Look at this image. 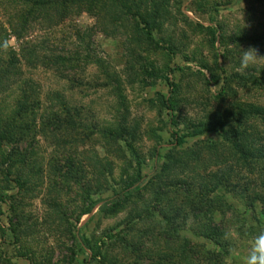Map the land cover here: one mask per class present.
<instances>
[{
    "label": "rangeland",
    "instance_id": "rangeland-1",
    "mask_svg": "<svg viewBox=\"0 0 264 264\" xmlns=\"http://www.w3.org/2000/svg\"><path fill=\"white\" fill-rule=\"evenodd\" d=\"M141 1L125 5L126 13L120 15L116 27L96 12L74 9L61 19L56 10L40 14L33 8L32 17L20 26L22 32H14L31 6L23 0H0V77H8L7 91L0 95V118H16V105L32 109L24 120H11L14 129L6 132L4 128L13 142L0 146V210L6 212L13 205V222L33 224L22 242H14L8 231L0 238V264H160L167 262L166 254L178 264H188L187 256L179 262L175 259L184 250V240L193 250H215L219 258L224 256L222 264H244L253 236L264 226L263 207L254 199L258 191L264 192V172L250 173L234 164L232 151L218 132L186 139L176 150L193 148L201 154V166L177 178L191 180L188 193L184 188L165 194L152 190L115 212L100 208L106 204L105 210L110 209L136 169L134 154L125 144L112 142L108 132L126 131L124 142L133 143L142 176L149 178L166 163L163 157L171 152V131L185 133L190 123L206 122L207 113L236 102L264 109V84L241 92L237 80H232L239 97L232 95L222 105L213 98L225 75L259 77L264 70L261 64L245 73L237 71L239 46H255L264 54V0H156L166 10L165 18L156 21L159 27L151 31L160 49L135 33L143 23L130 15L139 11L145 18L148 12ZM218 25L225 31L224 41L217 31L213 44L204 29ZM55 59L64 60L52 66ZM166 77L179 86L172 98L177 127L162 107L161 98H170ZM249 125L264 134L259 118ZM222 148L229 159L216 166L212 157L221 154ZM155 149L160 158L152 156ZM11 150L21 157L2 163L1 155ZM208 156L212 158L209 165ZM226 174L229 180L214 189L213 179ZM70 175L79 178L78 184ZM21 178L31 181L25 192L16 183ZM87 185L99 204L80 216L87 205L83 196ZM201 196L209 201L212 223L222 227L223 234L229 229L238 233V238L226 239L227 257L213 240L204 238L207 231L199 229L195 218L200 215L190 213V203L200 201ZM162 211L179 223L186 221L184 227L172 226L179 230L180 240L172 238L162 224ZM140 215L150 218L142 216V220ZM5 220L3 216L1 224ZM78 231L94 249L88 251V258L69 236ZM98 249L107 255V263L93 256ZM198 256L197 251L191 257ZM214 259L208 256L198 261L208 264Z\"/></svg>",
    "mask_w": 264,
    "mask_h": 264
},
{
    "label": "trees",
    "instance_id": "trees-1",
    "mask_svg": "<svg viewBox=\"0 0 264 264\" xmlns=\"http://www.w3.org/2000/svg\"><path fill=\"white\" fill-rule=\"evenodd\" d=\"M133 1V0H36V1H30V0H23V2L26 4V6L30 5V9L28 11V14L21 18L20 23L16 26V29H14V32H22V29H20L21 25L26 24L28 22L29 18L32 17L33 15V8L39 9V13L42 14L44 12L48 13L49 11H57V14L61 19L66 18L68 15L72 14L71 12L76 9L78 11L86 10L87 12H96V15H102L103 18H110L112 26L118 24V22L121 20L120 15H125V5L127 6V3ZM141 4L147 8V13L145 14V18L141 16L139 11H135L133 14L130 15L131 19L135 21L136 18L139 17L140 21L143 23V28L140 30L135 29V33L137 36H144V39L149 42V44L154 45L155 48H161L159 47L158 43H156L152 37V29L158 28L159 23L156 21H161V19L165 18L166 15V10L164 7H162V4L160 2H156V0H143L141 1ZM137 10V9H136ZM39 18V17H38ZM17 30V31H16ZM205 31H207L211 35V40L214 43H216V38L215 35L218 32H220V39L222 42L224 41V30L222 26H219L217 28H205ZM228 53V52H227ZM223 59H225V56H223ZM62 61L64 59H61ZM61 60L55 59L54 61L51 62L52 66H57ZM57 61H60L59 63ZM224 72V71H222ZM200 74V73H199ZM154 75V78L155 79ZM157 78V76H156ZM235 78V79H234ZM8 77L7 74L3 77H0V95L5 93V82L7 81ZM232 80H237L238 84V89H241L240 91L243 92L246 87H261L262 84H264V70H262L261 74L259 77H255L253 75L245 76V75H235L233 78L224 76L223 77V83L220 88V90L213 95V98L215 100V103L217 105H222L225 102L229 101V98L236 96L238 94V91L234 90L231 87ZM166 83L168 84L169 87V94L170 98L165 99L161 98L162 101V107L168 112V115L171 117V120L173 121V125L177 127V122L175 121L174 117V111L176 109V104L173 98L175 95V98L178 94L179 91V86L174 84L169 80V78H165ZM240 86V87H239ZM7 91V90H6ZM236 97H239L236 96ZM15 109H19L17 112L16 118L13 119H8L7 121L3 118H0V146L4 144V142H13L8 135L5 134L4 128L6 129L5 131H10L14 129V123L17 121H22L26 118L28 111L32 112V109L24 104V105H16ZM206 122L199 123V124H194L190 123L189 128L186 130L185 133H178V131H171L170 136L173 138V142L171 145V152L176 151L178 148L183 146L186 142L185 140H194L197 139L205 134L208 133H213V132H218L220 134L223 140V143H226L228 145L229 151H232V159L234 164H239L241 167L247 168L250 173L258 171L264 172V168H261L260 166H264V134L258 132V130H254L252 127H250L249 123L253 118H259L262 126L264 127V109L262 107H258L254 104L251 103H246V104H241V103H232L231 105L229 104V107L224 108L221 111L217 112H212V113H207L206 114ZM13 120V122L11 121ZM10 121V122H9ZM4 125V127L2 126ZM2 129V130H1ZM20 131V130H19ZM24 131V130H23ZM114 132H108V136L112 139V142L114 143H123L125 144L126 148L128 149L129 152L133 153L135 158H136V166H135V175L134 178L130 181H128L124 187L122 188L121 192L119 194H116L115 198H119L116 202H114L109 210L106 209V204L103 205L100 210L102 211H107V213H112L118 210L120 206H122L124 203L127 204L128 201L140 198V195L144 192H151L153 191H160V193H164L167 191L172 192L177 189L184 188V192L188 193L190 190V181H179L177 178H181L182 174L184 175L185 172L189 170H195L196 167H200L201 165V154H199L198 151L194 150L193 148L184 150V151H176V155L173 157H169V152L166 154L163 158L166 161L165 164L161 165L158 170L154 173L149 178H145V176H142L141 173V164L137 159L139 158L137 155H135V149L133 147V143L131 142H124V134L125 130L124 129H119V131ZM8 134V133H7ZM263 136V137H262ZM121 147H119L120 149ZM223 149V152L219 155L216 154L214 160V165L220 166L225 164L227 159H229L228 153L225 154V149ZM213 154V151L211 152ZM15 154V155H14ZM210 155V154H209ZM2 156V163L9 162L10 160L12 161L13 158L16 156L18 158L21 157L20 154L14 153V150L8 151V153L1 155ZM154 158H160L161 154L158 150L155 149L152 155ZM228 158H227V157ZM212 158L207 157V165H209L210 162H212ZM225 158V159H222ZM1 163V162H0ZM69 165V164H68ZM10 166V164H9ZM12 166V165H11ZM10 166V168H11ZM71 166H68L67 168H70ZM207 168V167H205ZM248 171V172H249ZM69 172V171H68ZM67 176V174L65 175ZM73 175H70L69 178L71 179ZM93 176V175H92ZM95 177V175H94ZM216 177V176H215ZM82 178V177H81ZM97 178V176H96ZM94 178V179H96ZM219 178V179H218ZM218 178H214L216 182L214 183V189H217L218 186L223 182H226L229 180V175H221ZM72 180L75 181L76 184H78L79 178L77 176L72 177ZM31 181H26L24 179H19L18 182L16 181L19 191L25 192L26 191V186L27 184ZM91 182V181H90ZM88 182V184H90ZM30 185V184H28ZM264 190V189H263ZM92 188H90L89 185L84 186L83 188V196L85 197V201L87 202L86 207L83 209V211L80 213V216H85L90 214L95 207L99 204L98 201H94L92 199ZM19 194V193H18ZM189 195V194H188ZM202 195V194H201ZM198 197L200 195H197ZM205 196V195H202ZM201 196L200 201H193V203H190L191 205V210L190 213L194 217L195 214L200 215L196 216L195 218H198V221L200 223L198 224L199 229L202 227L204 230L207 231V233L204 235L205 239L207 240H213L215 246L218 247V249H223L225 250L224 255L228 254L226 252V249L223 247L226 246V236L223 234L222 227H220L218 224H213L212 219L208 218L210 217V208L208 207L207 203L209 201L204 202ZM254 199L256 201L261 202V206L263 207L264 210V192H259L254 195ZM9 200H11L9 198ZM112 199H109L111 201ZM155 200H159L157 195L155 196ZM188 199H185V202ZM106 202V201H105ZM168 204H170V200H167ZM212 201H210L211 203ZM172 205V202H171ZM213 205V204H212ZM253 209V205H251ZM54 209H57V207H54ZM15 207L13 205L9 206L8 211L2 212L0 210V220L3 218V216H6V220L3 221L4 225L1 224L0 222V238L4 236V234L8 231L11 233V235L14 238V242H22V239L30 233L32 229L31 223H28V221L24 223H19V222H13V213H14ZM162 224L164 223L165 227H167L169 233L170 231L172 232L169 234L172 238L180 240L179 236V230H177L176 227L172 226H179L182 225L183 227L187 224L186 221L183 219L181 223H179L178 220L175 219H170V216H165L164 212L162 211ZM150 214L149 216H151ZM142 220L143 218L149 219L150 217L148 216H143L140 215ZM143 216V218H142ZM153 216V215H152ZM2 217V218H1ZM201 217V220H200ZM144 218V220H145ZM208 218V219H207ZM255 221L257 222V225H260L261 222L258 218H255ZM213 224V225H212ZM262 225V224H261ZM154 226V225H151ZM264 230L263 227H259V229ZM81 232H75L72 233L70 232L69 236L71 239L77 241L76 243L79 244V251L88 258L89 250L93 251L94 249L90 245V242L88 239H86L83 235L80 234ZM182 239V238H181ZM190 243L187 240L183 241V251L178 254V257L175 258L178 260H181L183 258L182 256H187L185 257L184 260H188V264H200L198 261V258H205V257H212L215 258L212 261H208V264H222L221 258L224 259V256L221 258L216 255L215 250L209 251V250H203V248H198V250H193V247L190 248ZM189 248V249H188ZM190 250V251H188ZM90 251V252H91ZM197 251L200 254V257H196L192 259V257L197 256ZM74 250L71 251L72 254H74ZM176 252V251H175ZM173 253V252H171ZM170 253V254H171ZM75 255V254H74ZM74 255H72L74 257ZM177 256V254H175ZM93 256L95 258L99 257L102 260H104L106 263L108 262V259L106 258L107 255L103 254L99 249L93 253ZM192 256V257H191ZM226 256V255H225ZM227 257V256H226ZM94 258V259H95ZM1 255H0V260H1ZM72 260V257H71ZM164 260H166V263H162L160 261V264H178L174 259L169 258L168 255L166 254L164 257Z\"/></svg>",
    "mask_w": 264,
    "mask_h": 264
},
{
    "label": "clouds",
    "instance_id": "clouds-1",
    "mask_svg": "<svg viewBox=\"0 0 264 264\" xmlns=\"http://www.w3.org/2000/svg\"><path fill=\"white\" fill-rule=\"evenodd\" d=\"M7 47V44L4 45ZM240 49V60L237 71L245 73L250 68H255L258 65L264 64V54L255 46H248ZM226 238L236 239L238 233L234 229H229L225 233ZM244 264H264V230H260L253 236L248 253L244 258Z\"/></svg>",
    "mask_w": 264,
    "mask_h": 264
}]
</instances>
